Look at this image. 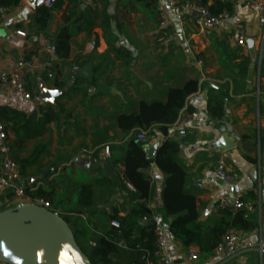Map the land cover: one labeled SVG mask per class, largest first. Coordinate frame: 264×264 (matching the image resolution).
<instances>
[{
  "label": "crops",
  "instance_id": "obj_1",
  "mask_svg": "<svg viewBox=\"0 0 264 264\" xmlns=\"http://www.w3.org/2000/svg\"><path fill=\"white\" fill-rule=\"evenodd\" d=\"M176 1L199 3L215 12L222 5L215 0H206V4L204 0ZM60 2L46 31L36 27L37 9L28 0H20L0 16V81L11 73L17 59L35 56L37 64L50 61L52 79L36 71L28 80L30 92L40 97L42 83L50 90L68 88L72 74L79 70L74 85L54 106H38L0 95V111L10 109L38 121L48 113L49 106L59 114V121L48 124L43 135L25 140L20 147L16 144L22 141V132L16 135L9 128L12 123L4 121L8 133L5 145H12L14 156L27 159L43 146L36 164L25 170L26 180L41 177L36 182L40 183L38 186L62 194L65 204H72L67 211L60 209V213L66 212L63 215L78 208L75 201L72 203L71 194L76 198L81 185H93L92 208L82 215L70 214L69 224L82 242H95L96 236L112 230L114 215L121 222L134 210L128 194L133 188L120 181L123 168L117 162L132 132L126 135L117 126V118L138 113L143 102L164 103L171 88L195 80L199 85L196 94L201 93L204 100L190 99L196 94L187 99L188 111L192 109L189 112L197 116L191 120L187 138L178 140L179 164L187 174L186 190L196 198L200 221L210 225L222 217L221 212L213 210L225 197L240 196L251 204V209L242 210L250 220L249 230L236 231L254 247L223 260L214 257L213 252L203 255L196 248L199 259L190 261L188 249L169 232L172 218L167 216L162 202L167 177L154 159L143 171L151 184L148 208L162 218L165 251L172 264H264V36L257 14L242 6L233 13L228 5L231 22L210 37L197 35L192 22L182 29L171 21L166 39L159 41L162 31L158 4H166L165 0ZM237 25L245 27L247 40L254 39L256 60L251 58L249 49L246 54L233 41ZM16 31L27 36H17ZM62 32L70 35L66 57L50 51ZM212 84L219 86V91L211 89ZM220 106V117L209 112V108ZM147 133L154 139L145 148L165 140L159 126ZM106 147L110 148L108 155ZM76 157L80 159L79 165L74 162ZM220 160L238 175L235 183L222 182L214 173ZM48 170L51 172L45 176ZM80 173L85 181L75 185ZM61 175L69 185V196L56 183ZM107 178L113 190L106 185Z\"/></svg>",
  "mask_w": 264,
  "mask_h": 264
},
{
  "label": "trees",
  "instance_id": "obj_2",
  "mask_svg": "<svg viewBox=\"0 0 264 264\" xmlns=\"http://www.w3.org/2000/svg\"><path fill=\"white\" fill-rule=\"evenodd\" d=\"M20 0H0V9H9L17 6ZM206 4V0H204ZM61 2L57 1L53 9L40 7L36 10L34 22L40 31H46L49 27L52 12L60 8ZM220 13L228 9V5H220ZM90 22V21H89ZM92 25V24H91ZM56 51L63 57L69 52L70 35L65 32L57 35ZM57 88H62L58 85ZM199 90L198 82L190 80L182 87L171 88L168 91L167 100L164 103H141L139 112L136 114L121 115L117 118V126L126 134L132 132V137L124 147L123 155L117 160L123 168L120 181L129 184L133 191H128L130 202L134 203V210L121 220L120 235L112 229L104 236H96L94 247L89 243L81 241L78 233L73 230L77 243L88 256L92 264H139L141 253L136 251V246H141L149 252L150 259L157 264L155 256V234L154 227L146 226L141 222L143 216L150 215L151 210L139 201H149L151 184L144 177L143 171L150 167L153 161L147 159L145 144L140 143L134 136L140 132H152L153 127L159 126L165 137L154 158V163L161 172L166 175V181L162 190V202L167 216L172 218L169 225V232L172 237L180 242L186 249L195 247L203 255H210L221 243L228 231L249 230L250 220L244 211L232 212L230 209L220 211L221 218L212 225L200 221V213L197 210L196 198L186 190L187 174L179 164L181 143L178 140H168L166 136L169 128L177 121L180 112L187 105V99L196 94ZM218 109L209 108V112L220 117ZM193 112L192 109L189 110ZM0 117L3 122L12 123L9 127L13 133L22 138L18 147L27 139H33L44 134L46 126L52 122L59 121L58 111L49 106L48 113L40 121L34 117L13 111L2 109ZM7 131V129H6ZM8 142V141H7ZM8 146L13 150L12 145ZM40 145L32 155L25 159L15 155V160L22 168V175L25 177V170L36 164L39 154L42 153ZM26 178V177H25ZM45 183V181H43ZM106 185L113 190V184L109 178ZM33 189V191H30ZM28 194L34 198L45 200L54 207V191H48L42 186H28ZM94 186L91 184L81 185L77 192V207L69 211L70 214L82 215L93 206ZM70 214L63 216L69 223ZM117 219V214L112 218ZM82 231L81 233H83ZM125 246V247H124Z\"/></svg>",
  "mask_w": 264,
  "mask_h": 264
},
{
  "label": "built area",
  "instance_id": "obj_3",
  "mask_svg": "<svg viewBox=\"0 0 264 264\" xmlns=\"http://www.w3.org/2000/svg\"><path fill=\"white\" fill-rule=\"evenodd\" d=\"M58 0H45L44 7L53 9ZM166 4H158V12L160 16V29L161 36L159 41L166 39V31L169 29L171 21L176 22L182 29H185L187 23L192 22L197 35L210 37L216 29L229 24L232 20V14L229 10H223L220 13H214L209 7L203 6L199 3L184 2L179 3L176 0H165ZM220 4L231 5L232 12L237 13L238 9L242 6L257 14L259 25L263 29L264 36V1L262 0H215ZM6 9H0V16ZM1 21V20H0ZM16 35L25 38L27 35L23 31H16ZM232 39L235 44L247 54V36L245 27L237 25L234 29ZM51 53H56V45L50 48ZM36 57L32 56L27 59H17L14 61V67L11 73L3 77L0 81V95H8L26 102L36 103L42 106L43 103L38 96H33L28 88V80L31 75L36 71L47 74L49 79L54 77L52 72V63L50 61L37 64ZM200 64V62H198ZM211 89L219 91V86L212 84ZM194 101L201 102L204 97L201 93L190 97ZM197 115L190 113L187 106L180 112L177 121L169 128L166 139L168 140H184L188 136V129ZM136 139L143 144H149L154 137L147 132L142 131L136 135ZM8 140V133L5 124L0 117V212L14 209L19 205L32 203L41 206L49 211H54L51 203L34 198L28 194V181L22 175V168L15 160L13 150L5 145ZM105 153H110V148H105ZM214 173L218 178L227 184H233L237 181L238 175L231 171L225 161L220 160L217 162ZM30 191H33L31 189ZM141 204L149 207V201H139ZM225 209L232 211L251 209V204L246 203L240 196L236 198L225 197L220 205L213 210L218 213ZM119 217V216H118ZM141 222L144 225L152 222L155 234V256L157 264H172L165 251V230L162 218L159 214L151 212L150 215L143 216ZM112 229L120 235L121 222L120 219L111 221ZM90 246L94 247L96 243L90 242ZM253 244L248 241H243L236 230L232 229L227 232L221 243L213 251L214 257L218 259H228L233 257L241 250L253 248ZM136 251L141 253L139 264H154L150 259L149 252L141 246H136ZM190 261H197L199 259V252L196 248L191 247L187 252ZM1 264V263H0Z\"/></svg>",
  "mask_w": 264,
  "mask_h": 264
},
{
  "label": "water",
  "instance_id": "obj_4",
  "mask_svg": "<svg viewBox=\"0 0 264 264\" xmlns=\"http://www.w3.org/2000/svg\"><path fill=\"white\" fill-rule=\"evenodd\" d=\"M34 9L43 7L45 0H28ZM181 38V37H180ZM250 56L257 59L254 39L247 40ZM79 70L71 76L69 87L62 90H50L45 83L40 86V99L44 105L54 106L71 88ZM161 143L145 148L148 160H153ZM79 157L74 162L79 165ZM110 174L106 164L103 165ZM31 179L28 185L37 181ZM146 226H153L152 222ZM0 263L1 264H92L88 256L77 243L70 224L57 212L41 206L26 203L14 209L0 212Z\"/></svg>",
  "mask_w": 264,
  "mask_h": 264
},
{
  "label": "rangeland",
  "instance_id": "obj_5",
  "mask_svg": "<svg viewBox=\"0 0 264 264\" xmlns=\"http://www.w3.org/2000/svg\"><path fill=\"white\" fill-rule=\"evenodd\" d=\"M51 172V170H48V172L45 173V176H47L49 173ZM69 173H71V170H69ZM64 176L61 175V176H58L56 178V183L59 185V188L63 189V192H65L64 194L66 196H69L70 192L68 188L69 185H67L64 181ZM85 181V178L83 176V174H79V176H77L76 178V181H75V185H78V183L80 182H84ZM40 183H36V186H38ZM67 186L66 188L64 186ZM33 186V185H32ZM31 186V187H32ZM48 191H51L49 188H48ZM71 197H72V203H74V201L77 203V197L75 198L74 195L71 194ZM53 202H54V212H57V213H60V209H63L65 211H67L69 209V207H71V205H67L65 204V199H64V196H62V194H60L59 192L55 193L54 196H53ZM66 213V212H65ZM64 211L63 213H60L62 216H65L63 214H65Z\"/></svg>",
  "mask_w": 264,
  "mask_h": 264
}]
</instances>
